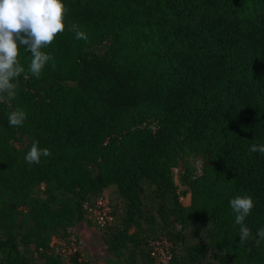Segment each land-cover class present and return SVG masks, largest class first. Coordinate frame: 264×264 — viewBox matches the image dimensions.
<instances>
[{
    "label": "trees",
    "instance_id": "16d2710c",
    "mask_svg": "<svg viewBox=\"0 0 264 264\" xmlns=\"http://www.w3.org/2000/svg\"><path fill=\"white\" fill-rule=\"evenodd\" d=\"M62 2L65 29L41 49L53 59L36 78L31 53L18 46L25 71L17 95L0 99V264H83L52 237L64 238L84 219L87 197L111 185L126 214L103 227L106 247L124 264H141L147 241L131 228L148 207L154 217L144 180L154 185L156 214L179 227V238L205 233L206 244L184 247V262L264 264V240L241 243L229 205L251 196L243 223L257 238L264 154L250 148L264 144V0ZM16 109L26 119L13 127ZM34 141L51 156L29 165ZM184 151L202 167L176 179ZM177 261L173 250L168 263Z\"/></svg>",
    "mask_w": 264,
    "mask_h": 264
},
{
    "label": "clouds",
    "instance_id": "9594fccd",
    "mask_svg": "<svg viewBox=\"0 0 264 264\" xmlns=\"http://www.w3.org/2000/svg\"><path fill=\"white\" fill-rule=\"evenodd\" d=\"M66 12L62 0H0V99L5 96L11 100L17 95L15 80L24 73L25 69L18 60V46L31 53L29 72L39 78L44 66L53 59L50 54L41 49L50 45L58 33L65 29L63 22ZM77 39L87 41L85 32L72 24ZM55 65L53 64V68ZM26 119L22 109H16L8 114L10 126H21ZM252 152L264 154V144H253ZM48 148H39L38 141H34L24 159L31 164H39L41 157H49ZM235 215V223L240 225L239 241L246 243L253 240L259 246L264 240V228L257 231L253 238L251 230L244 225L245 218L251 213L254 202L251 196L237 195L229 201Z\"/></svg>",
    "mask_w": 264,
    "mask_h": 264
},
{
    "label": "rangeland",
    "instance_id": "374dc122",
    "mask_svg": "<svg viewBox=\"0 0 264 264\" xmlns=\"http://www.w3.org/2000/svg\"><path fill=\"white\" fill-rule=\"evenodd\" d=\"M96 50L102 51V48L98 47ZM20 144L19 142H17ZM27 140L24 139L22 144H26ZM202 164L198 157H196L192 152L184 151L180 157V161L176 167L173 168L175 178L178 179L179 175L185 169L195 168L196 170L201 169ZM143 194L146 197L143 201L146 202L145 207L148 206L150 202L153 205L154 217L149 218V211L146 209L143 211L147 214V218L140 219V227H132L131 230H136L135 232L139 237H142L146 252L148 256L142 261L141 264H169L173 250L178 254V261L176 264H214L211 256L206 258H201L198 262H184L183 254L184 247L187 244L203 243L206 244L207 240L204 236L205 233L201 232L200 237L193 235L189 230L182 232L184 238L178 237L179 227L172 226V224L163 222V220L158 217L155 211V206L157 204V199L153 197L154 185L148 180H144L143 183ZM176 185L180 188L179 181L176 180ZM103 197L108 201L109 205L113 210L114 224H119L122 222L126 214V204L117 195L116 186L111 185L105 188L102 192L90 195L85 201L94 202L97 198ZM169 197L167 199L168 202ZM161 201V200H160ZM181 201L183 204L189 203V195L182 197ZM83 220L76 223L73 227L67 230V235L63 238L61 236H53L52 244H57V250H62L64 256L70 254L73 251H78L80 253V259L83 264H124L123 259L115 257L106 247L103 233L106 228H100L96 226L92 218L89 216L86 209L83 207ZM68 264V261L65 260Z\"/></svg>",
    "mask_w": 264,
    "mask_h": 264
},
{
    "label": "built area",
    "instance_id": "2783aa9c",
    "mask_svg": "<svg viewBox=\"0 0 264 264\" xmlns=\"http://www.w3.org/2000/svg\"><path fill=\"white\" fill-rule=\"evenodd\" d=\"M83 207L87 210L96 226L100 228L106 227L114 221L112 208L103 197L97 198L94 203L85 201Z\"/></svg>",
    "mask_w": 264,
    "mask_h": 264
}]
</instances>
